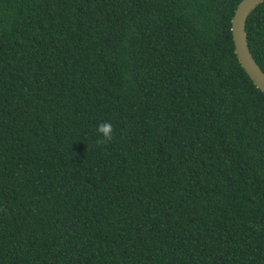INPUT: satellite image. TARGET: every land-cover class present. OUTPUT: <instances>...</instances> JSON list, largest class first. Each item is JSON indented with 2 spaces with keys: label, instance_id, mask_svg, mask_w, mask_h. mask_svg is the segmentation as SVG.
I'll use <instances>...</instances> for the list:
<instances>
[{
  "label": "trees",
  "instance_id": "trees-1",
  "mask_svg": "<svg viewBox=\"0 0 264 264\" xmlns=\"http://www.w3.org/2000/svg\"><path fill=\"white\" fill-rule=\"evenodd\" d=\"M240 1L0 0V264H264Z\"/></svg>",
  "mask_w": 264,
  "mask_h": 264
},
{
  "label": "water",
  "instance_id": "water-1",
  "mask_svg": "<svg viewBox=\"0 0 264 264\" xmlns=\"http://www.w3.org/2000/svg\"><path fill=\"white\" fill-rule=\"evenodd\" d=\"M264 0H241L232 17V35L237 57L250 76L254 85L264 93V72L261 70L251 52L246 24L249 15Z\"/></svg>",
  "mask_w": 264,
  "mask_h": 264
},
{
  "label": "clouds",
  "instance_id": "clouds-1",
  "mask_svg": "<svg viewBox=\"0 0 264 264\" xmlns=\"http://www.w3.org/2000/svg\"><path fill=\"white\" fill-rule=\"evenodd\" d=\"M97 131L103 137V140L106 142L112 138L113 128L110 123H102L98 126Z\"/></svg>",
  "mask_w": 264,
  "mask_h": 264
}]
</instances>
